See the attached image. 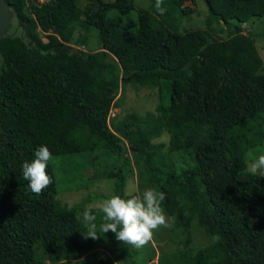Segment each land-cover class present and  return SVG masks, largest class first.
I'll return each mask as SVG.
<instances>
[{"label": "trees", "instance_id": "1", "mask_svg": "<svg viewBox=\"0 0 264 264\" xmlns=\"http://www.w3.org/2000/svg\"><path fill=\"white\" fill-rule=\"evenodd\" d=\"M4 1L18 30L0 37V264H135L111 231L85 237L81 203L59 201L51 161L50 186L39 195L29 189L22 164L48 137L58 146L53 155L113 152L121 165L108 176L117 178L119 196L134 170L125 166L130 149L139 177L166 194L170 229L188 243L196 219L213 239L195 252L162 251L158 264H264V177L246 161L264 143V61L241 27L264 16V0H204L206 28L185 32L178 22L195 0H164L162 16L149 0L133 29L122 17L134 0ZM91 29L99 46L86 50ZM127 85L156 89L155 121L132 112L110 126V108ZM136 122L143 128H132ZM164 131L168 151L190 165L164 159V144L151 142ZM89 209L99 226L101 208ZM104 244L90 262L86 256L95 259Z\"/></svg>", "mask_w": 264, "mask_h": 264}, {"label": "rangeland", "instance_id": "2", "mask_svg": "<svg viewBox=\"0 0 264 264\" xmlns=\"http://www.w3.org/2000/svg\"><path fill=\"white\" fill-rule=\"evenodd\" d=\"M81 5H84L88 0H79ZM31 0L27 1V3ZM186 5L192 6L193 10L182 16L178 22V31L185 32L195 29L206 28V18L209 15V10L204 0H195L194 5L191 1H187ZM150 5L149 0H134V8L128 15L122 17V27L124 29H133L137 26V13L141 9H147ZM14 23V24H13ZM11 27L8 32L17 31L14 20L11 21ZM14 25V26H13ZM244 32H250L255 40V45L264 61V16L254 18L252 21L241 25ZM12 30V31H11ZM97 30L91 29L88 33V45L86 50H93L98 48ZM225 36L224 33H222ZM116 106H112L109 112V124L113 123L122 125L127 120L129 114L137 112L143 118L155 121L158 114L156 112V105L158 103V94L156 89L146 87H133L127 85L124 89H120L117 95ZM132 128L142 129V124L136 122ZM168 133L164 131L160 136L153 137L151 142L154 145L164 144L159 151L164 159L170 161L175 167L188 166L191 161L185 155V160L178 153L169 152ZM43 145H46L50 151L59 153L58 146L54 137L42 139ZM127 145V143H126ZM126 155L129 157V164L125 166L133 167V173L128 176L125 186L123 188L124 194L121 197L129 198L133 195L143 196L146 189H154L146 181V176L139 177L140 167L135 162L133 153L130 149L127 150ZM259 155H264V143L258 145L247 152V166L250 169L251 162ZM115 155L106 153L104 151L83 152V153H69L53 155L51 163L56 178L57 198L62 204L72 206L73 204L81 203V209L77 211L78 218L83 221V212L91 207L101 208L105 200L110 199L115 193L116 177H109L108 172L115 170L121 165V162L116 163ZM123 159V158H122ZM183 161V162H182ZM264 177V176H263ZM155 190V189H154ZM170 217L169 224L172 217ZM189 242L186 243V236L180 230H171L169 227H160L153 231L152 240L141 248H135L128 245L135 264H158L157 257L160 252L170 253L185 246H190L192 252L199 248L210 244L213 239L208 237L204 229L198 224L196 219H193L190 226ZM107 250L106 244L102 245L99 254L96 253L95 259L91 257L92 253L88 254L86 258L95 263L100 253ZM153 252V254H152ZM152 256L148 260L149 256ZM47 264H52L47 262ZM60 264V263H56Z\"/></svg>", "mask_w": 264, "mask_h": 264}, {"label": "clouds", "instance_id": "3", "mask_svg": "<svg viewBox=\"0 0 264 264\" xmlns=\"http://www.w3.org/2000/svg\"><path fill=\"white\" fill-rule=\"evenodd\" d=\"M164 0H155V9L159 15H164L167 9ZM53 154L46 145L39 146L31 162L22 164L23 178L28 181L29 189L39 195L52 183V177L47 173ZM250 171L253 175L264 176V155H259L251 162ZM166 194L154 189H146L143 196L133 195L129 198L114 195L105 200L101 206L102 222L97 226V216L90 209L83 212V221L88 228L86 238L98 239V233L111 231L117 241L141 248L147 245L153 237V231L160 227H169V220L161 202ZM60 264H69L68 260ZM71 264H83L81 260H72Z\"/></svg>", "mask_w": 264, "mask_h": 264}, {"label": "water", "instance_id": "4", "mask_svg": "<svg viewBox=\"0 0 264 264\" xmlns=\"http://www.w3.org/2000/svg\"><path fill=\"white\" fill-rule=\"evenodd\" d=\"M13 12L7 9L4 0H0V37L9 35L8 29L11 27Z\"/></svg>", "mask_w": 264, "mask_h": 264}, {"label": "built area", "instance_id": "5", "mask_svg": "<svg viewBox=\"0 0 264 264\" xmlns=\"http://www.w3.org/2000/svg\"><path fill=\"white\" fill-rule=\"evenodd\" d=\"M46 1H48V0H31V2L36 4V5H39V4L44 3Z\"/></svg>", "mask_w": 264, "mask_h": 264}]
</instances>
